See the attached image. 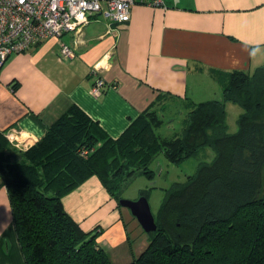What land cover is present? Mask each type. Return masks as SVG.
Wrapping results in <instances>:
<instances>
[{
  "label": "trees",
  "instance_id": "trees-1",
  "mask_svg": "<svg viewBox=\"0 0 264 264\" xmlns=\"http://www.w3.org/2000/svg\"><path fill=\"white\" fill-rule=\"evenodd\" d=\"M222 96L185 104L181 133L164 134L161 107L145 109L116 138L79 106L70 105L26 149L0 132V179L6 187L25 264H112L61 197L91 175L112 194L134 176L152 177L150 162L171 164L208 146L211 161L165 188L156 231L127 264H264V66L222 73ZM227 102L241 112L236 131L225 123ZM160 129V130H159ZM141 196H146L141 192Z\"/></svg>",
  "mask_w": 264,
  "mask_h": 264
},
{
  "label": "crops",
  "instance_id": "crops-1",
  "mask_svg": "<svg viewBox=\"0 0 264 264\" xmlns=\"http://www.w3.org/2000/svg\"><path fill=\"white\" fill-rule=\"evenodd\" d=\"M60 41L73 46L74 57H59ZM98 65L103 85L95 95ZM262 66L264 0H166L164 8L134 4L127 22L93 16L79 35L64 33L60 40L42 39L9 54L0 67V132L18 130L31 145L76 104L116 138L149 107L163 111L168 105L182 115L188 100L221 98L222 73H252ZM61 200L83 230L101 229L97 241L112 264H127L146 247L148 233L136 236V243L130 240L126 220L144 233L142 227L133 215L123 217L124 209L96 175ZM0 264H25L1 179Z\"/></svg>",
  "mask_w": 264,
  "mask_h": 264
},
{
  "label": "built area",
  "instance_id": "built-area-1",
  "mask_svg": "<svg viewBox=\"0 0 264 264\" xmlns=\"http://www.w3.org/2000/svg\"><path fill=\"white\" fill-rule=\"evenodd\" d=\"M134 4L164 8L166 0H0V67L9 54L27 50L42 39L60 40L64 33L81 34L93 16L114 23L127 22ZM58 54L61 59H69L75 51L60 41ZM102 68L93 67L98 74L91 89L95 95L103 85ZM4 135L18 149L29 146L18 130L8 129Z\"/></svg>",
  "mask_w": 264,
  "mask_h": 264
},
{
  "label": "rangeland",
  "instance_id": "rangeland-1",
  "mask_svg": "<svg viewBox=\"0 0 264 264\" xmlns=\"http://www.w3.org/2000/svg\"><path fill=\"white\" fill-rule=\"evenodd\" d=\"M225 110V123L227 125V129L230 132L236 131L237 118L239 113L241 112V107L238 104L227 102L225 105ZM162 112L164 114V117L168 121V125L165 130L166 132L164 134L172 136L174 134L181 133L183 126L182 118L184 117L185 112L181 115V113L171 111L168 105ZM178 112H180V110ZM159 132L161 133L162 131L160 130ZM10 144L12 145V143ZM213 157L214 151L208 146L201 148L197 153L184 158L176 164L169 163L162 154H159L150 162V168L153 170L151 178H148L143 174L136 175L116 194H112L111 192H109V190H107L106 188L105 189L108 191L111 197L116 199L117 205H119V207H121L119 203L120 199L133 200L141 196V192H144L151 212L153 213V215H156L159 209V204L163 196L164 189L170 187L173 182H183L188 174L195 173L199 162L211 161ZM260 181L261 184L257 193L258 196L264 194V165L261 170ZM121 208L124 209V214H122L123 217L128 219L131 215L129 209L123 206ZM126 222L127 233L131 234L129 235L130 240H134L136 243V241L138 240V237L136 238V236H140V238H143L146 235L145 232L142 233L140 231L135 222L131 220H126ZM130 243L132 244V242Z\"/></svg>",
  "mask_w": 264,
  "mask_h": 264
},
{
  "label": "water",
  "instance_id": "water-1",
  "mask_svg": "<svg viewBox=\"0 0 264 264\" xmlns=\"http://www.w3.org/2000/svg\"><path fill=\"white\" fill-rule=\"evenodd\" d=\"M119 203L129 209L131 215L136 218L145 233L156 231L157 224L145 196H139L133 200L120 199Z\"/></svg>",
  "mask_w": 264,
  "mask_h": 264
}]
</instances>
